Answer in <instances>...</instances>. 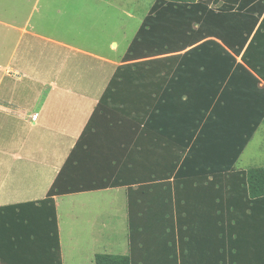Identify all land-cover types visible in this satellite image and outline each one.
<instances>
[{
    "label": "trees",
    "instance_id": "obj_1",
    "mask_svg": "<svg viewBox=\"0 0 264 264\" xmlns=\"http://www.w3.org/2000/svg\"><path fill=\"white\" fill-rule=\"evenodd\" d=\"M122 57L47 195L0 205V264H63L55 196L118 186L132 252L95 264H264V166L235 167L264 122V0H155ZM99 112L114 180L77 151Z\"/></svg>",
    "mask_w": 264,
    "mask_h": 264
},
{
    "label": "crops",
    "instance_id": "obj_2",
    "mask_svg": "<svg viewBox=\"0 0 264 264\" xmlns=\"http://www.w3.org/2000/svg\"><path fill=\"white\" fill-rule=\"evenodd\" d=\"M34 9L35 6L17 20H0V200L6 199L0 205L23 202L12 201L21 194L16 189L6 192V183L28 180L38 183L39 189L29 195L39 196L24 201L39 200L47 195L125 53L117 58L106 57L96 48L73 43L71 33L67 32L66 36L65 33L46 34L42 32V24L48 18L43 14L33 20ZM113 42L108 47L110 51L118 48V43ZM76 56L78 60L73 63L71 60H76ZM73 64H78V69L66 71ZM48 70L50 75L44 79L42 75ZM37 83L48 87L50 95H38ZM83 86L87 91L82 90ZM103 115L97 113L88 143L82 144L77 151L82 156L92 154L85 165L93 168V162L98 161L99 168L109 169L104 171V176L114 180L115 162L104 156L108 146L119 149L122 145L114 137L100 132L105 124ZM97 152L101 158L96 156ZM104 173H85L89 176L84 180L98 181L100 178L95 175ZM63 196L68 198L61 201ZM128 196L127 186L55 196L63 264H93L94 256L111 245L115 250L113 254L132 252ZM63 202L68 205L64 221L66 244L60 214ZM153 227L147 224L144 229L148 232Z\"/></svg>",
    "mask_w": 264,
    "mask_h": 264
},
{
    "label": "rangeland",
    "instance_id": "obj_3",
    "mask_svg": "<svg viewBox=\"0 0 264 264\" xmlns=\"http://www.w3.org/2000/svg\"><path fill=\"white\" fill-rule=\"evenodd\" d=\"M154 1L155 0H0V20L3 18L17 20L35 6L33 11L35 17L33 20H37V18L43 14L44 17L48 18L42 24V32L49 35L65 33V36L67 32L69 34L71 33L70 36L72 37V41L76 45L89 49L96 48L98 50L97 52H100L106 57L111 56L117 58V56H120L126 51L130 41L134 37L143 18L148 13ZM112 41L118 43L116 51L108 50ZM77 60L78 57L76 56V60L71 61L74 63ZM71 67L72 68L66 71L74 72L78 69V64H73ZM88 69L90 70V68ZM89 73L92 74V72ZM49 75L50 71L48 70L44 71L42 76L46 79ZM36 86L35 88L38 95H50L48 87L38 83ZM82 90L87 91L85 86L82 87ZM261 166H264V122L260 125L255 136L235 165L236 169H248ZM11 184L6 183L5 191L8 190L6 192H9L16 189L21 194L19 198L12 199L14 202L34 199V197L36 198L39 196L29 195L30 192H36L39 189V184L36 182H30L28 180L23 183H13L12 186L14 188L11 187ZM23 195L28 196L24 198ZM66 198L68 197L63 196L61 201ZM4 201H6V199L0 200V202ZM67 206L65 202L60 206V214L64 225V244H66L64 221L67 220V217H65ZM115 223L116 222L113 224ZM101 252L115 253V250H113V245H111V248L101 250Z\"/></svg>",
    "mask_w": 264,
    "mask_h": 264
}]
</instances>
